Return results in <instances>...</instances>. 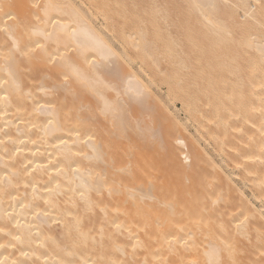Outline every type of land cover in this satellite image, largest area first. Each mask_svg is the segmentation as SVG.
I'll use <instances>...</instances> for the list:
<instances>
[{
  "label": "bare ground",
  "instance_id": "bare-ground-1",
  "mask_svg": "<svg viewBox=\"0 0 264 264\" xmlns=\"http://www.w3.org/2000/svg\"><path fill=\"white\" fill-rule=\"evenodd\" d=\"M160 1L0 0V264H264V0Z\"/></svg>",
  "mask_w": 264,
  "mask_h": 264
},
{
  "label": "rangeland",
  "instance_id": "rangeland-1",
  "mask_svg": "<svg viewBox=\"0 0 264 264\" xmlns=\"http://www.w3.org/2000/svg\"><path fill=\"white\" fill-rule=\"evenodd\" d=\"M163 1H164V2H163ZM163 1L161 0L160 2H162V3H164V4H166L167 2H170V0H168V1L166 0V2H165V0H163ZM171 1H172V4L175 3V2L178 4L179 1H180L179 4L181 3V0H179V1L177 0L178 2H177V1H173V0H171ZM183 2H184V1H182L181 5L183 4ZM167 4L169 5V7L171 6V8H173V9L175 8V9L177 10V8L175 7V5H170L171 2H170V3H167ZM172 6H174V7H172ZM167 8H168V7H167ZM171 8H170V10H171ZM168 10H169V8H168ZM176 10H175V11H176ZM172 11H174V10H172ZM179 11H180V10H179ZM169 12L172 13V15H173V12H171V11H169ZM177 12H178V10H177ZM174 13H176V12H174ZM176 14H177V13H176ZM178 14H179V13H178ZM172 15L170 14L171 17H172ZM175 16H176V15H174L173 17H175ZM176 17H177V16H176ZM176 17H175V18H176ZM181 18H182L181 20H183V17H181ZM176 20H178V19L176 18L175 21H176ZM173 21H174V19H173ZM176 22H177V21H176ZM174 23H175V22H174ZM178 23H179V22H178ZM178 23H177V24H178ZM171 24H172V23H171ZM172 25H173V24H172ZM169 26L171 27V31H172L173 28H174L173 31L176 30V29H175L176 26H174V25H173L174 27H172L171 25H169ZM170 27H169V29H170ZM177 27H179V26L177 25ZM177 27H176V28H177ZM159 60H160V59H158V61H159ZM161 63H163V61H162ZM161 85H162V87H159V86H161ZM159 86H158L159 89L157 88V90L155 91V93H157V91L160 92L158 95H160V96L163 97V99H164L165 92H166V87H165L166 85H165V84L163 85V83H162V84L160 83ZM157 98H158V97H157ZM152 99H156V98H152ZM159 99H161V98H158L157 100H155V102L157 103V101H158ZM178 99H179V98L172 100L171 103H169L170 101L168 102V100H167V102H168V108H169V106H171L170 109L173 110V111L175 112L177 119H180L181 122H185L186 124H187V122H188L189 132H190L191 134L195 135V132H194L193 128L190 126L191 121L186 120V113H185L184 109L182 108V103H181L182 101L180 102V100H178ZM150 101H151L152 105H154V103H155L154 100H151V98H150L149 103H150ZM167 102H166V100H165V102H163L165 105H164V104H163L162 106L154 105V106H152V108H151V109H152L151 112L153 111L152 113H153L154 115H157V116H155V118H157L156 122H160V123H159V124H160V125H159V129H160L161 125L168 126V125H166V124L168 123V122H166V120H168V118H167L166 116H164V115L162 116V114H164L165 112H164V111H161V110H163L164 108L167 107V106H166V103H167ZM151 103H150V104H151ZM158 103H160V100L158 101ZM161 103H162V102H161ZM160 105H161V104H160ZM165 106H166V107H165ZM203 109H204V111L206 110L205 106H204ZM158 111H159L160 113H159ZM151 112H150V114H151ZM161 112H164V113H161ZM155 113H156V114H155ZM157 113H159L160 115L158 116ZM159 117H160V118H159ZM163 117L166 118V119H164V122H163ZM158 119H161V120L159 121ZM168 121L170 122V120H168ZM189 122H190V123H189ZM170 123H171V122H170ZM168 124H169V123H168ZM191 125H192V123H191ZM164 126H163V129L165 130V127H164ZM166 128H167V127H166ZM169 128H170L169 131L166 130L167 134H169V133L172 131V130H171L172 128H171V127H169ZM167 129H168V128H167ZM161 130H162V129H161ZM162 132H163V130H162ZM164 132H165V131H164ZM166 132H165V133H166ZM188 134H189V133H188ZM203 141H204V140L201 139L200 142H199V143H201L202 146H203V144L205 145V143H206L205 141H204V142H203ZM207 145H208V146H207ZM209 145L212 146L211 143H208V144L206 143V145L203 146V151H205L204 153H207V155L209 154V155H208L209 157H211L212 155H214V157L216 158V156H215L216 153H214V151L212 150V148H211ZM202 146H201V147H202ZM206 146H207V147H206ZM209 148H210V149H209ZM205 149H206V150H205ZM207 150H209L210 153H209V151L207 152ZM211 152H213V153H211ZM205 156H206V155H205ZM206 157H207V156H206ZM207 158H208V157H207ZM212 158H213V156H212ZM216 161H217V158H216ZM202 164H204V163H202Z\"/></svg>",
  "mask_w": 264,
  "mask_h": 264
}]
</instances>
